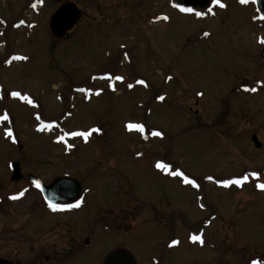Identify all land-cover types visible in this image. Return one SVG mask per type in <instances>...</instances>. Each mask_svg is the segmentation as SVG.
Listing matches in <instances>:
<instances>
[{"label": "rangeland", "instance_id": "obj_1", "mask_svg": "<svg viewBox=\"0 0 264 264\" xmlns=\"http://www.w3.org/2000/svg\"><path fill=\"white\" fill-rule=\"evenodd\" d=\"M66 2L78 4L84 17L57 39L49 28L56 0H0V117H9L0 119L1 203L24 191L19 204L0 203V256L14 214L41 197L28 175L45 182L72 175L88 188L86 197L112 201L110 221L111 204L120 205V231L99 237L106 255L124 249L138 264H264V191L256 187L264 183V59L257 41L264 24L253 0H222L226 7L212 4L215 14L203 17L180 12L176 0ZM32 3L39 7L30 6V14ZM41 123L54 126L39 131ZM128 123L145 130L130 131ZM94 128L101 131L87 143L65 135ZM13 161L22 166L19 184L11 180ZM157 161L200 187L158 170ZM245 175L242 188L216 183ZM193 234L204 244L193 243Z\"/></svg>", "mask_w": 264, "mask_h": 264}, {"label": "flooded vegetation", "instance_id": "obj_2", "mask_svg": "<svg viewBox=\"0 0 264 264\" xmlns=\"http://www.w3.org/2000/svg\"><path fill=\"white\" fill-rule=\"evenodd\" d=\"M253 3L257 18L263 19L256 0H253ZM61 4L57 3L55 11ZM32 5L33 3L29 5L30 14H33L30 8ZM23 20L21 18L20 23ZM258 25L257 28L263 30L262 23H258ZM261 38H264V34L257 35L258 42ZM260 44L262 46L261 53H263L264 44ZM260 56L262 58V54ZM52 180L44 182L49 184ZM27 184L34 187L41 195V192L30 181ZM88 191V188H84L82 184V196L79 199L57 204L74 205L77 202H82L79 208L52 211L42 195L25 207H20V214H14L16 224L11 234L12 239L6 241V253L0 256V262L2 261L3 264H102L106 254L102 245L100 248L99 237L104 232L115 234L120 231L119 224H117L120 205L118 202L111 204L113 212L111 222L110 215L106 211L112 201L100 205L95 199L86 197ZM6 200L1 203L3 200L0 199L3 208L8 207L11 203L15 205L23 201L22 199ZM6 220L9 219L6 218ZM10 243L12 248L8 247Z\"/></svg>", "mask_w": 264, "mask_h": 264}, {"label": "water", "instance_id": "obj_3", "mask_svg": "<svg viewBox=\"0 0 264 264\" xmlns=\"http://www.w3.org/2000/svg\"><path fill=\"white\" fill-rule=\"evenodd\" d=\"M57 3H62L57 11L52 15L49 28L53 37L57 39H63L68 36L76 25L82 20L83 12L74 2H64V0H56ZM180 4L184 7H191L193 9H205L207 8L211 0H176V4ZM257 6L264 17V0H257ZM264 58V50L262 53ZM252 141L256 148L261 147V143L258 141V137L254 135ZM22 149V147H21ZM12 176V182H19L23 178L21 164L19 162H12L10 165ZM29 181L35 184L37 180L40 181L44 198L52 203L58 204L70 201L72 199H78L82 195V184L80 181L66 176L55 178L50 184H45L38 177L30 174ZM0 264H3L1 261ZM102 264H138L136 258L124 249H116L108 253Z\"/></svg>", "mask_w": 264, "mask_h": 264}, {"label": "snow or ice", "instance_id": "obj_4", "mask_svg": "<svg viewBox=\"0 0 264 264\" xmlns=\"http://www.w3.org/2000/svg\"><path fill=\"white\" fill-rule=\"evenodd\" d=\"M40 2H42V0H40ZM212 4L214 6H219L220 8H224L226 7V5L224 3H222V0H211ZM240 3L241 4H247L249 3V0H240ZM33 8L36 7V4H33L32 5ZM174 7L178 8V10L182 13H188V14H194L195 16L197 17H203L205 16L206 14H215L213 12V8L212 7H209L207 9V13L205 12H201V11H195L193 8L191 7H184L180 4H175ZM164 19H168V17H164ZM24 23L23 21H21V24ZM205 36L208 35V33H204ZM260 43L264 44V38H261ZM13 60H20V59H27V57H19V56H14L12 58ZM9 63H11V61H9ZM108 79H115L117 81H123L124 80V77L122 76H115V77H107ZM95 79V77L93 78ZM169 80L172 79V77H168ZM138 84H145V81L144 80H138L137 81ZM262 84H264V81L260 82ZM128 88H132L133 85L132 84H128L127 85ZM116 89L113 88V91H115ZM246 91H251V92H256L257 89L256 88H251V89H245ZM80 91H86L85 89H80ZM97 95H99L100 93L97 92L96 93ZM11 95L13 97H19L21 99H24L26 101H28L29 103H31V100L29 99V97L27 96H21V93L20 92H13L11 93ZM199 95H203L202 93H200ZM160 100H163L164 97L163 96H160L159 97ZM8 115L5 113L3 115V117H0V119H3V120H8ZM37 119H39V117H37ZM54 125L53 124H44V123H41L38 127V130L39 131H44V130H50ZM126 128L128 130H136L140 133H143L145 128H144V125L143 124H140V123H128L126 124ZM101 130L99 128H94L92 129L91 131H76V132H69V133H66L65 135H69V136H72V137H83L84 139V142L87 143L88 142V139L89 137L92 135L93 132H96V133H99ZM6 135L11 137L12 136V130L11 129H7L6 130ZM152 136L154 137H161L163 136V133L160 132V131H153L151 133ZM148 137L145 136L144 139H147ZM64 140V136H60L58 137V142H62ZM69 148L72 147V145H68ZM137 155H140L139 153ZM155 167L158 169V170H161L165 173H167L168 175L170 176H174V177H180L183 181V183H185L186 185H191L192 187L194 188H199L200 185L197 183V181L195 179H192V178H189L187 175H185V173L183 171H180V170H172V167L171 165H169L168 163H164V162H161V161H157V163L155 164ZM250 175H252L253 177H255L256 179H259V174L258 173H251ZM207 179L209 180H213V177L209 176L207 177ZM248 181V176L245 175L242 179H225V180H217L216 183L219 184L221 187L225 188V189H228L232 186H236V187H243L244 183ZM35 186L37 188H40L41 187V184H40V181L37 180L35 182ZM256 187L262 191H264V183H258L256 185ZM26 191V190H25ZM24 195V191H21L20 193L16 194V195H12L11 197H9L10 199L12 200H17V199H20L22 196ZM81 203L82 202H77L76 204L74 205H57L55 203H52L51 201H48V207L52 210V211H63V210H66V209H70V208H79L81 206ZM201 207H203V205H201ZM190 240L193 242V243H199L200 245H203L204 244V239H203V236L202 235H198V234H193L190 236ZM172 245L175 246V245H178L179 244V241L178 240H173L172 242ZM252 264H258L257 261H253Z\"/></svg>", "mask_w": 264, "mask_h": 264}]
</instances>
